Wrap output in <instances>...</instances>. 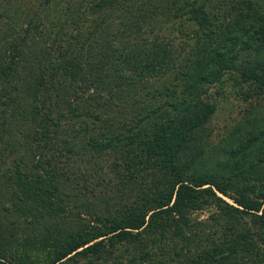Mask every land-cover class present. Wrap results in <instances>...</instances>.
<instances>
[{"label": "trees", "instance_id": "trees-1", "mask_svg": "<svg viewBox=\"0 0 264 264\" xmlns=\"http://www.w3.org/2000/svg\"><path fill=\"white\" fill-rule=\"evenodd\" d=\"M107 2L94 1L92 11H102ZM238 2L241 6L235 9L236 15L223 26L221 32L212 29L204 6L193 7L184 13L198 28L195 48L185 57L180 71L174 73L173 79L177 80L175 78L179 77L181 83L176 85L171 81L172 84L158 89L156 87L154 90L149 87L156 86L163 79L164 82L167 73L174 68L169 66L155 71L154 63L160 64L163 61L160 59V53L163 52L161 44L149 47L147 43H143L139 49L118 57L117 60H121L135 76L128 83L113 74L111 56L97 65L98 69L91 67L89 62L71 63L70 42L60 46V52L55 56L49 53L31 54V51L23 53L27 37L32 29L38 28V24L29 22L25 35L18 42H12L11 47L16 54L10 56L11 62H0V184H7L8 189L14 188L13 192L18 196L13 193L11 196L15 199L16 207L21 210L26 206L29 212L38 208L46 210V203L55 199L57 202L51 203L56 205V209L49 214L64 211V207H60L58 202L61 200L58 189L59 173L52 172L54 183L51 179L24 173L17 164L13 174L3 167L8 155L17 149L9 141L10 133L13 128H17L15 122L27 120L26 97L31 86L38 93L42 91L40 99L38 95L34 97L33 100H38V104L36 102L32 110L39 112L38 121L35 119L33 124L45 137L55 132L51 131L49 115L55 111L61 113L65 105L71 106L67 115L71 113L73 116H81L78 106L81 109L86 106L90 109L109 104H128L130 107L140 100V97L136 99L134 96L142 91L145 93L146 90L153 91L152 96L155 98L163 97L164 101L154 109H147L145 106L140 109V116L134 115L135 118L130 120L131 122L134 119L133 123L126 130H122L121 125L115 128L111 125L109 128H113L112 131L89 137L87 146L90 154L77 153L71 158L73 162L86 160V163H95L99 167V162H104L103 155L106 152H120L121 157L129 156L123 163L128 171V181L120 187L122 195L118 199L119 207L111 213L113 216H92L93 204L81 203V206L90 210L86 213L90 214L89 219L97 222L95 224L98 227L90 223L88 229H84L87 225L83 224L79 231L63 241L57 239L55 242L52 237L47 236L32 244L29 256L27 254L16 262L15 259L7 260L0 255V264H77L81 260L98 262L120 241L136 243L137 245L131 246L134 250L137 246L140 249L139 254L149 246V249L138 255L139 260L146 264L149 261L150 264H156L150 250L153 251V246L160 245L163 241H168L167 246L172 247L173 251L178 247L174 243L176 241H180L181 245H185L183 248H187L184 250L186 256H183L181 246L171 257L170 264H202L205 260H209V264H223L222 262L225 263L236 255L238 249L250 256L257 254L264 264V174L260 171L264 164V128L257 125V119H247L246 123L235 127L224 139L226 145L222 150L226 148V160L218 162V169L214 172L207 169V172H197L195 169L191 171L197 161L200 165L211 155L202 143L208 134H205L204 126L210 122L216 110L214 104L204 99L208 90L219 83L227 71L235 70V64L242 54L247 56L251 50L257 54L264 51V11L261 7H254L252 1ZM123 4L124 2L120 3V6ZM183 6L190 7L186 3ZM218 37L223 42L222 45L216 41ZM256 62L237 73L241 83L254 85V91L251 90L250 93L260 98L264 97V65ZM150 77L151 80H157L152 83L149 81ZM72 84L73 91L70 90ZM160 90L164 92L161 93ZM70 91L74 95L73 103L67 101ZM81 91L82 94L77 93ZM41 111L46 113H40ZM30 126L33 127L31 123ZM222 146L223 144L219 146V150ZM71 151L67 146L66 154ZM131 152L135 155H130ZM183 156L186 158L180 162ZM67 160L66 156L65 161ZM156 171H163L166 176L164 183L153 182ZM46 173L50 174L48 171ZM44 182L48 187L42 185ZM161 184L166 186H160ZM231 191L238 196L230 197ZM217 192L232 199L237 206L229 205L217 196ZM253 194L255 199L251 197ZM126 197L130 198L126 200ZM131 197L133 200L129 202ZM210 207H215L219 211V217L224 219L219 225V239L210 240L205 232L202 238L192 239L191 235H187L191 232L189 215ZM247 214L253 217L252 227L243 221V216ZM215 219L218 220L217 215ZM253 237L256 239L253 240ZM97 239L100 240L96 241ZM107 242L110 245H106ZM192 242L215 246L211 251L200 250V253L193 254L188 247ZM114 251L115 249L106 261ZM32 257L37 260H32ZM129 258L128 261L132 258L138 259L137 255Z\"/></svg>", "mask_w": 264, "mask_h": 264}, {"label": "rangeland", "instance_id": "rangeland-1", "mask_svg": "<svg viewBox=\"0 0 264 264\" xmlns=\"http://www.w3.org/2000/svg\"><path fill=\"white\" fill-rule=\"evenodd\" d=\"M94 1L96 0H0V62H11L10 56L16 54L15 50H12V42H18L25 35L29 22H32L33 25L38 24V28L32 29L27 37L23 51L25 54L31 51V54L49 53L55 56L59 54L60 46L70 42L72 44L69 58L71 63L89 62L91 67L98 69L97 65L102 63L106 57L111 56L113 58L111 65L114 70L113 74L129 83L135 76L129 72L121 60H117L118 57L139 49L143 43H147L149 47H152L153 44H161V50L165 53H160V59H163L162 63H154L155 71L169 66L174 68L167 73L168 76L164 82H162L163 79L149 89L161 88L163 85L170 84L171 81L173 84L179 85L181 78L178 77L175 78L177 80H174V73L180 71L185 57L195 48V41H197L195 34L198 30L194 22L189 21L184 13L193 7L204 6L212 23V29L221 32L223 26L232 21L236 15L235 9L241 6L238 2L241 0H107V6L102 11L93 12ZM249 1L254 3V7H261L264 11V0ZM123 2V6H120V3ZM185 3L190 7L183 6ZM151 22L153 23L151 24ZM216 41L220 45L223 43L220 37ZM242 55L235 64V70L227 71L221 81L211 86L204 97L205 101L214 104L216 107L213 118L204 126L205 134H208L202 142L204 149H207L211 155L208 160L205 159L206 162L200 165L197 161L191 171L195 169L197 172H207L205 170L207 169L214 172L218 169V162L226 160V148L222 150L226 145L224 139L230 132L234 131L235 127L246 123L247 119H257V125L264 128V97L258 98L252 92L250 93L251 90L254 91V85L241 83L237 73L248 68L250 64L254 65L257 63L256 61L260 63V60L264 59V51L257 54L251 50L247 56H245L246 54ZM261 64L264 65L263 60H261ZM155 80L157 79L151 80V77L149 78L152 83ZM70 88L73 91L74 84ZM71 91L67 96V101L73 103L74 95ZM160 91H162L161 93L164 92V90ZM146 92L147 94H145ZM152 92L146 90L145 93L142 91L136 96L131 95L136 99L140 97V100L130 107L128 104L121 106L109 104L102 106V108L91 107L90 109H87V106L83 109L78 106L81 116L76 114L73 116L69 112L67 115L71 106L65 105L61 113L55 111L49 115L51 131L55 132L45 137L41 135L40 129L34 125V121H38L39 112L35 113L32 110L33 105L36 102L38 104V100H33L34 97L38 95L40 99L42 91L38 93L34 86L30 87L27 93L28 97H26L28 104L27 120L15 122L17 128L12 129L9 141L17 149L10 156L6 153L8 158H6L3 167L13 174L17 164L24 173L33 177L40 176L44 179H51L54 183L52 172L59 173L57 174L60 179L58 189L61 200L58 202L60 207H64V211L49 214L50 211L52 213L56 209V205L51 203L56 201L55 199H50V202L46 203V210L38 208L29 212L26 209L28 206L21 210L16 207L15 199L11 196V193L17 195L13 192L14 188L8 189L7 184L1 183V257L7 260L15 259L17 262L27 256L33 243L47 236L52 237L55 242L57 239L63 241L79 231L83 224L87 225L84 229H88L90 223L98 227V224H95L97 222L89 219L88 215L90 214L86 213L90 210L81 206V203L93 204L91 206L92 216L95 214L101 218L113 216L112 212L119 207L118 199L122 195L120 187L122 188L123 183L128 181L126 176L128 171L126 164L123 165V163L129 156L121 157L120 152H106L103 155L104 162H99V167L95 163H86V160L73 162L71 158L77 153L90 154V148L87 146L89 137L112 131L118 125H121L122 130H126V127L130 126L134 119L131 122L130 120L135 118L134 115L139 117L138 111L144 106L147 109H154L162 104L164 98H155L152 96ZM77 93L82 94V91ZM75 101L74 104L78 105ZM144 112L147 113V111ZM40 113L46 112L41 111ZM30 123L33 127H29ZM111 125L113 128H109ZM248 130L249 128L244 133L247 134L246 131ZM221 144L223 146L219 150ZM67 146L72 149L70 154L65 152ZM1 148L2 140L0 139ZM131 153L130 155L134 156L137 151ZM66 156L68 157L67 161H65ZM87 158L89 157L87 156ZM185 158L183 156L179 161L183 162ZM47 160L49 162H46ZM46 171L50 174H47ZM260 171L264 174V164ZM260 171L258 170L257 175ZM165 180L166 176L163 171H156L153 182L164 183ZM42 185L48 187L46 182ZM160 186H166V184ZM229 193L230 197L238 196L232 191ZM129 196L131 195L129 194ZM217 196L229 205L237 206L232 199L218 192ZM251 197L255 199V194ZM128 198L130 197H126V200ZM131 198L129 202L133 200V197ZM98 211L99 213H96ZM218 213L219 211L215 207H210L190 214L191 232L187 235L189 237L191 235L192 239H199L206 233L210 240H218L221 231L219 225L224 221ZM216 215L218 220L215 219ZM252 220L253 217L250 214L243 216V221L251 227L253 226ZM200 225L203 226L200 227ZM252 239L255 240L256 238L253 237ZM174 243L178 245L177 248L175 247V251L171 250L172 247L167 246L168 241L153 246V251L150 250V252L156 264H170L173 254L178 252L181 246L182 248L185 246L181 245L180 241ZM174 243L173 245H175ZM106 245H110L109 242ZM131 245L137 244L127 241L117 242L114 248L109 249L110 253L106 257L100 258L98 262L81 260L77 264H112V262L146 264V262L143 263L139 260L138 255H141L147 248L149 249V246L139 254L140 249L135 246L136 249L134 250ZM173 245L171 244V246ZM214 246L198 245L195 242L188 245L193 254L195 252L200 253V250L211 251ZM113 249H115L113 255L106 261L105 259L109 257ZM186 249L183 248V256H186L184 252ZM132 255H137L138 259L132 258L128 261ZM32 260L35 258L32 257ZM227 260L222 263L263 264V260H259L257 254L250 256L240 249L236 255ZM147 264H150V261ZM202 264H209V260L203 261Z\"/></svg>", "mask_w": 264, "mask_h": 264}]
</instances>
